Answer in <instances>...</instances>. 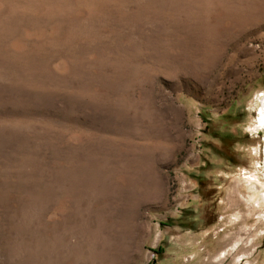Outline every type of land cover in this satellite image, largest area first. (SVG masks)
Returning a JSON list of instances; mask_svg holds the SVG:
<instances>
[{
    "label": "rangeland",
    "instance_id": "1",
    "mask_svg": "<svg viewBox=\"0 0 264 264\" xmlns=\"http://www.w3.org/2000/svg\"><path fill=\"white\" fill-rule=\"evenodd\" d=\"M261 92L264 0H0V264H264Z\"/></svg>",
    "mask_w": 264,
    "mask_h": 264
},
{
    "label": "bare ground",
    "instance_id": "2",
    "mask_svg": "<svg viewBox=\"0 0 264 264\" xmlns=\"http://www.w3.org/2000/svg\"><path fill=\"white\" fill-rule=\"evenodd\" d=\"M257 110V115L254 117V124L255 126L257 125V128L255 126L254 127L257 130H261L263 133L261 150L259 149V152L260 157L263 159L264 165V92H261V95L258 96ZM261 164L262 163L260 162V165ZM241 187L242 189L244 188L242 191L244 192L242 197L245 204L247 205V213L257 214V218L261 220L259 223L264 224V175L260 176L258 173L254 172L248 176H245L242 180ZM240 213H237L235 217H242V214ZM222 254V256H224L225 251Z\"/></svg>",
    "mask_w": 264,
    "mask_h": 264
}]
</instances>
